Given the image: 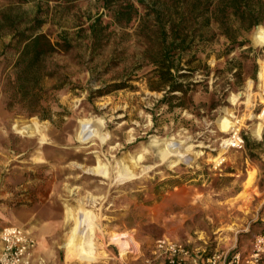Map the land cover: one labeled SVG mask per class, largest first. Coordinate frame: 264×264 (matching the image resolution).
Instances as JSON below:
<instances>
[{
	"label": "rangeland",
	"instance_id": "374dc122",
	"mask_svg": "<svg viewBox=\"0 0 264 264\" xmlns=\"http://www.w3.org/2000/svg\"><path fill=\"white\" fill-rule=\"evenodd\" d=\"M125 1L139 9L129 24L116 23L102 0H0V233L13 224L16 207L40 201L52 204L59 226L48 241V264H144L163 236L208 252H246L253 235L264 232V132L260 139L252 132L264 117L247 119L264 107V44L253 39L264 21L248 32L235 29L244 45L230 44L202 17V29L186 27L177 61L186 87L162 101L168 89L155 64L164 47L156 14L163 21L169 11L188 16L195 0H185L183 10L176 8L180 0ZM99 17L103 31L94 41L89 26ZM36 18L53 41L67 37L74 47L48 60L60 73L44 80L47 109L32 114L8 105L15 56L5 49ZM249 80L251 100L243 95L232 103ZM225 111L245 118L246 150L221 147ZM168 141L173 150L163 157ZM218 158L225 161L216 169ZM100 163L107 175L93 171ZM121 165L131 173L120 177ZM66 205L75 215L77 207L87 211L76 215L79 235L94 230L104 248L88 257L67 251L73 221ZM110 236L130 240L128 257Z\"/></svg>",
	"mask_w": 264,
	"mask_h": 264
},
{
	"label": "trees",
	"instance_id": "16d2710c",
	"mask_svg": "<svg viewBox=\"0 0 264 264\" xmlns=\"http://www.w3.org/2000/svg\"><path fill=\"white\" fill-rule=\"evenodd\" d=\"M60 1V0H46ZM70 2L76 0H68ZM104 7L112 12L116 23L129 24L135 15L139 14V9L133 2L125 0H102ZM145 4L146 0H138ZM182 7L177 10H183L185 0L178 1ZM116 5V7H115ZM201 11L200 14H196ZM157 12V10H154ZM168 20L163 21V13L158 11L156 19L160 20L161 36L164 43L163 51L159 60L155 62L159 72V79L163 83L162 87H167V94L162 101H167V97L175 98L174 92H183L185 84L179 82L180 77L186 74L180 73L178 69L181 55L178 51L183 44L188 41L189 30L186 28L194 24L195 30L202 29L200 17L205 20L206 26L215 22L222 35H224L230 44L244 45L245 42L238 41V36L234 35L235 29L239 32H248L252 28L260 25L264 21V0H195L190 14H174L169 11ZM101 18H97L89 26L94 41L99 38L103 29ZM44 21L36 18L27 28L17 30L14 33L12 41L6 46V56L10 53L15 56L13 66L15 68L14 78L9 79L10 86L8 105L16 104L25 106L32 114H38L39 109L46 110L44 105L46 95L49 90L44 86L46 78L57 77L59 70L48 68V60L54 54L71 51L74 47L70 39L60 37L53 41L47 32L41 31ZM108 27V24L104 28ZM169 27V28H168ZM172 34L169 42L168 36ZM187 33V34H185ZM60 87V86H59ZM58 87V88H59ZM57 88V87H56ZM152 90H163L162 88H152ZM42 118H46L42 116ZM48 119V118H46Z\"/></svg>",
	"mask_w": 264,
	"mask_h": 264
},
{
	"label": "built area",
	"instance_id": "2783aa9c",
	"mask_svg": "<svg viewBox=\"0 0 264 264\" xmlns=\"http://www.w3.org/2000/svg\"><path fill=\"white\" fill-rule=\"evenodd\" d=\"M260 81L264 90V78H260ZM263 111L264 107L258 114ZM246 146V136L240 128L233 130L221 143L225 150H246ZM224 161L218 158L214 167L221 168ZM0 238L3 244L0 264H31L37 242L25 229L5 226ZM144 264H264V232L253 235L249 250L233 253L218 249L208 252L180 239L163 236L156 240Z\"/></svg>",
	"mask_w": 264,
	"mask_h": 264
},
{
	"label": "bare ground",
	"instance_id": "6f19581e",
	"mask_svg": "<svg viewBox=\"0 0 264 264\" xmlns=\"http://www.w3.org/2000/svg\"><path fill=\"white\" fill-rule=\"evenodd\" d=\"M253 39L256 44H264V26H258L254 32H253ZM260 78H264V65L263 69L260 72ZM254 83L252 80H249L247 83L246 91L245 92H240L238 94L233 93L230 96L231 102L235 103L240 96H247V100L250 101L251 97L253 95V89ZM264 101V98L261 97ZM225 114L227 116L221 117V126L224 128V134L228 135L230 134L233 130H238V128H241L243 125L246 124L245 118L243 119H238L236 115L232 114L230 111H225ZM263 118L264 117V111L260 114H255V113H249L247 116V119H253V118ZM38 130H40L39 125L36 126ZM252 132L257 138H261L263 132H264V125H262L260 122H256L254 126L252 127ZM172 141H168L167 143V149L163 151V157H167L170 152L173 150ZM157 144V143H155ZM191 146H188L187 148H190ZM174 161L173 164L179 163L180 159L182 158L183 155H179ZM121 163V162H120ZM95 172H100L104 175H107V170L104 168L101 163L100 165L93 169ZM131 171L129 172L127 168H124L123 165H121L119 169V176L123 177L126 176L127 174H130ZM133 176V175H131ZM73 191V190H72ZM71 191V192H72ZM78 211L77 214H82L86 215L87 211H85L81 207H77ZM75 215V211L72 206L66 205V218L68 222L73 221L71 228L69 229L67 240L64 242V246L67 247V251L75 252L79 256H92L96 252V250L100 248H104L105 244L103 242H100V239L103 238V236H95L94 230L89 232L84 233L85 235H79V217ZM234 230V229H233ZM124 236H110V239L119 244L121 248V257L125 258L126 256L128 257L129 253L132 251V247L130 245V240L127 238H123ZM115 259V258H114Z\"/></svg>",
	"mask_w": 264,
	"mask_h": 264
},
{
	"label": "crops",
	"instance_id": "0c3cea01",
	"mask_svg": "<svg viewBox=\"0 0 264 264\" xmlns=\"http://www.w3.org/2000/svg\"><path fill=\"white\" fill-rule=\"evenodd\" d=\"M11 219L10 222L13 224L10 226L25 229L37 242L31 264H48L50 258L54 256L48 241L59 229L55 223L52 204L40 201L23 203L14 209ZM2 248L0 238V254Z\"/></svg>",
	"mask_w": 264,
	"mask_h": 264
}]
</instances>
